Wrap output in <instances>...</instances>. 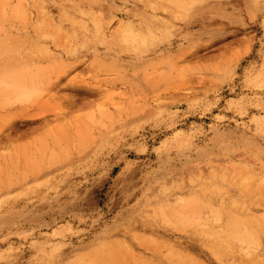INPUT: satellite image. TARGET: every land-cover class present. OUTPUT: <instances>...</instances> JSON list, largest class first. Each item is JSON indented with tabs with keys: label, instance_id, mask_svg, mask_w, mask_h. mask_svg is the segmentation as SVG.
Returning a JSON list of instances; mask_svg holds the SVG:
<instances>
[{
	"label": "rangeland",
	"instance_id": "obj_1",
	"mask_svg": "<svg viewBox=\"0 0 264 264\" xmlns=\"http://www.w3.org/2000/svg\"><path fill=\"white\" fill-rule=\"evenodd\" d=\"M0 35V264H264L197 239L264 229V0H0Z\"/></svg>",
	"mask_w": 264,
	"mask_h": 264
},
{
	"label": "bare ground",
	"instance_id": "obj_2",
	"mask_svg": "<svg viewBox=\"0 0 264 264\" xmlns=\"http://www.w3.org/2000/svg\"><path fill=\"white\" fill-rule=\"evenodd\" d=\"M6 39L7 38L4 40L0 35V103L13 98V92L15 93L17 88L19 90V87L15 85L28 77V74L25 75V72L15 71V68L22 66L30 56L24 48L23 50L11 40L8 41ZM32 49L37 50L39 47L32 46L31 50ZM28 79H30V76ZM10 89H12V92ZM218 211L220 210H216V213H218L220 217L224 215L223 213L221 215ZM219 221L221 222L222 219L219 218L218 222ZM225 221L226 222L221 225H214L210 228H207V226L205 228L202 227L204 230L199 231V238L197 239L203 242L212 254H216V256L220 258L222 254H249L253 246H256V249H259L258 247L260 246L264 248V229L259 227L258 221L256 223L248 221L247 224L240 222L243 225H240L238 220H233V217ZM115 240L118 241L117 239ZM152 248L155 254H160V252H157L159 250L157 244H154ZM128 253L129 252H127L123 244L103 243L94 250L86 251L84 254H88L89 258L85 259L83 262L78 261V264H107L103 259L109 257L114 259L111 260L113 264H120V254ZM167 254L181 253H178V251L177 253L173 252L172 249V251L170 250ZM166 258L159 256V260L165 261ZM189 264L192 263L190 262Z\"/></svg>",
	"mask_w": 264,
	"mask_h": 264
}]
</instances>
